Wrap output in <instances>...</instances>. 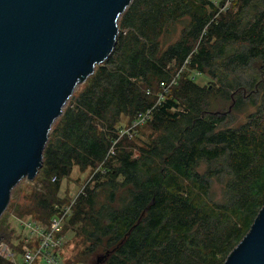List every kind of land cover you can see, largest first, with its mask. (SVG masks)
<instances>
[{
	"label": "trees",
	"instance_id": "trees-1",
	"mask_svg": "<svg viewBox=\"0 0 264 264\" xmlns=\"http://www.w3.org/2000/svg\"><path fill=\"white\" fill-rule=\"evenodd\" d=\"M182 68L217 87L180 82ZM81 82L38 173L59 193L75 166L107 172L115 205L94 212L81 196L72 208L73 224L93 210L78 263L225 264L264 207V0H132L114 51ZM149 110L162 134L134 158L115 145L116 125ZM233 113L246 121L223 128ZM45 204L43 223L58 213Z\"/></svg>",
	"mask_w": 264,
	"mask_h": 264
},
{
	"label": "water",
	"instance_id": "water-1",
	"mask_svg": "<svg viewBox=\"0 0 264 264\" xmlns=\"http://www.w3.org/2000/svg\"><path fill=\"white\" fill-rule=\"evenodd\" d=\"M131 2L0 0V217L21 179L38 175L81 80L114 51ZM225 264H264V207Z\"/></svg>",
	"mask_w": 264,
	"mask_h": 264
},
{
	"label": "rangeland",
	"instance_id": "rangeland-1",
	"mask_svg": "<svg viewBox=\"0 0 264 264\" xmlns=\"http://www.w3.org/2000/svg\"><path fill=\"white\" fill-rule=\"evenodd\" d=\"M228 7L229 5H227ZM182 69H184V72L179 77L180 82L191 79L199 86L208 88L209 90H214L217 87V84L208 75H202L198 71L191 70L190 68ZM180 71L178 70L177 73ZM85 86L86 82L81 83L73 95L76 96L79 94ZM176 87L177 85H172L166 94L171 96L172 89ZM72 97L69 99L66 107L72 102ZM162 99L164 98L162 97ZM246 118L247 114L245 113H233L222 126L223 128H236L244 123ZM116 127L119 130V138L116 140L115 145L120 142L121 146L117 147L120 150L132 152L134 158L155 144L158 137L162 134V132L154 129L153 120L135 126L134 123H131V118L126 115L120 117ZM51 132L50 136L52 134ZM101 165L87 169H81L75 166L71 175L63 179L59 193V188L54 185V179L52 178L45 180L37 175L34 179L26 180L25 177L21 179L12 190L9 205L0 217V258L3 260V264H10L11 262L1 252L3 251L1 249L2 246L15 250L17 254L21 253L24 245L28 244L26 243V237L30 236L31 240L29 243L31 246L33 245L35 237H33L32 231L27 225L30 223L41 225L40 223L48 220L50 209L46 206V202H49L50 206L54 205L55 211L62 215L64 214L62 210L68 207L73 201L74 204H77L78 209V200L81 196L86 198L85 201L89 206H95L96 210L94 212L102 209L104 206L115 205L110 195L111 187L108 182L107 172L101 169ZM204 171L205 166H202L200 172ZM213 193L216 200L221 199L222 189L217 183L213 185ZM90 212L93 213V210L91 211L87 205H84L85 215L81 216L80 222L73 224V218L76 212L73 213L72 211L64 220L63 232L66 234V244L63 248V253L70 262L80 264L78 263L80 260L79 255L88 246L83 226L86 224L90 225V221L86 218ZM49 221L43 224H48ZM34 264H40L39 259Z\"/></svg>",
	"mask_w": 264,
	"mask_h": 264
},
{
	"label": "built area",
	"instance_id": "built-area-1",
	"mask_svg": "<svg viewBox=\"0 0 264 264\" xmlns=\"http://www.w3.org/2000/svg\"><path fill=\"white\" fill-rule=\"evenodd\" d=\"M178 76L174 77L169 83L161 82L160 86L163 89L158 102L168 92L170 87L176 85ZM152 116V110L141 113L137 116L134 125H140L148 121ZM113 153V152H112ZM74 202V201H73ZM62 210L64 213L54 216L48 224L40 223L41 225L28 224V228L32 231L35 237L33 245L29 243L30 237H26V245H24L21 253H16L15 250L9 247L2 246L1 251L11 264H34L38 259L40 264H76L69 262L63 253V248L66 244V234L63 232L64 220L72 211L74 203Z\"/></svg>",
	"mask_w": 264,
	"mask_h": 264
}]
</instances>
